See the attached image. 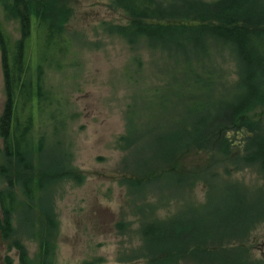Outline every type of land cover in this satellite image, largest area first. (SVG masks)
<instances>
[{
	"label": "rangeland",
	"instance_id": "1",
	"mask_svg": "<svg viewBox=\"0 0 264 264\" xmlns=\"http://www.w3.org/2000/svg\"><path fill=\"white\" fill-rule=\"evenodd\" d=\"M113 1L56 6L65 16V50L56 45L52 65L43 67L52 98L33 110L32 197L17 176L25 171L4 160L0 137V167L12 178L0 170V191L18 204L8 233L0 230V264H21V252L31 264H264V169L242 159L252 132L220 128L215 145L203 148L189 133L195 118L215 116V106L234 96L239 67L232 47L209 35L176 49L129 39L116 31L128 16ZM157 1L187 13L183 0ZM4 22L18 38L15 23ZM31 54L33 64L32 45ZM4 102L0 57V115ZM250 113L264 134V108ZM222 132L226 154L218 146ZM237 201L236 218L246 204L250 209L218 225ZM198 215L208 218L198 221ZM189 220L197 227L184 234ZM181 221L185 236L155 238L154 246L145 241L147 226ZM178 246L186 251L181 256L173 252ZM202 255L213 262L200 261Z\"/></svg>",
	"mask_w": 264,
	"mask_h": 264
},
{
	"label": "trees",
	"instance_id": "2",
	"mask_svg": "<svg viewBox=\"0 0 264 264\" xmlns=\"http://www.w3.org/2000/svg\"><path fill=\"white\" fill-rule=\"evenodd\" d=\"M47 1L42 4L40 0H0L5 12L4 18L0 15V57L5 91V102L0 115L2 156L7 164H19L26 172L17 169L18 179L26 191L24 194L28 197L33 196L32 185L36 182L31 171L32 165L29 162L32 150L29 129L33 123V110L36 108L42 111L44 104L50 102L52 98L43 87L41 79L44 72L43 67L52 65L50 58L57 51L56 45L63 48V51L65 50L63 34L65 16L58 13L56 7L61 4L60 0H52L54 4H49ZM113 3L124 10L128 16V23L118 25L116 31L129 39L140 36L149 42L171 45L176 49L185 47L188 41L199 43L202 35H209L232 47L231 50L235 54L239 67L235 94L226 104L221 103L215 106L217 113L215 116L210 113L205 116V119L199 116L195 118V121L190 124L191 132L189 133L193 144L203 148L202 146L215 145L214 141L217 140V136L214 137V134L219 130L223 128L225 130L226 127L244 126L252 133L245 138L247 152L242 159L258 161L263 170L264 134L258 125L254 129L255 122L252 116L254 112H250L255 111V108L259 106L264 108V0H217L211 4H202L196 0H183L180 4L183 3L186 8L187 13L183 12L184 16L176 13L173 7H164L157 0H114ZM172 18H178V20H171ZM7 20L15 23L19 33L18 38L13 37V34L7 30L4 22ZM174 35L182 40L173 39ZM33 37L36 43L32 44ZM31 45L35 50L33 64ZM211 117L218 124L210 122ZM204 124L210 125L211 131L207 132L203 128ZM257 129L259 130L255 131ZM223 133L218 139V146L220 151L226 154L230 144ZM0 170L3 171L2 174L8 173L7 177L11 182L12 178L8 169L0 167ZM238 201L241 202V199ZM238 201L236 206L231 207L227 215L223 216L218 225L222 226L224 220L229 223L244 215L247 208L250 209L246 204L244 206L246 209H243V213L241 212L236 218L240 207L237 204ZM17 205L11 192L0 191L2 236L10 229L9 217ZM207 218L208 216L206 218L197 216L198 221ZM179 223L183 224L181 221L176 224L170 223L166 227L157 225L155 229L151 227L153 225L147 226L144 230L145 241L152 245L156 239L157 242L162 240L161 238L170 239L171 237L175 240L185 236L184 234H189L187 230L190 231L197 227L191 226L192 222H190L188 228L184 223L187 229L183 234L180 231V228L182 230L183 228L178 225ZM173 241H165L168 244L167 247L172 246ZM216 246L214 245L213 248ZM45 249L47 250V247ZM173 252L181 256L186 251L181 246L178 251L173 250ZM198 258L203 262L210 261V258L205 259L204 255ZM19 260L21 264H31L24 252H21ZM152 261L154 263L155 259ZM155 262L157 264L161 261L156 260Z\"/></svg>",
	"mask_w": 264,
	"mask_h": 264
}]
</instances>
